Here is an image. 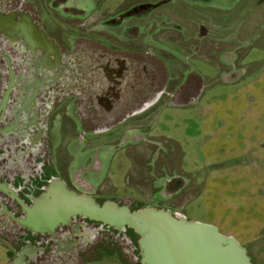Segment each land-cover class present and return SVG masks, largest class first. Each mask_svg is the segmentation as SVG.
Here are the masks:
<instances>
[{
	"label": "flooded vegetation",
	"instance_id": "af4514ba",
	"mask_svg": "<svg viewBox=\"0 0 264 264\" xmlns=\"http://www.w3.org/2000/svg\"><path fill=\"white\" fill-rule=\"evenodd\" d=\"M181 1L199 13L194 18L199 33H194L193 44L199 52L184 54L185 65L188 57L206 56L202 51L207 41L225 38L243 48L249 39L239 38L238 29L231 31L228 25V9L238 0ZM84 2L0 0V239L7 246L4 264H94L108 256L122 264H141L138 235L130 228L119 230L80 214L48 229L36 231L28 224L34 202L42 200L58 180L99 205L115 200L131 209L156 205L181 212L174 210L173 203L170 207L159 199L154 201V194L162 195L160 190L152 193L153 201L146 196L134 200L104 193L99 182L105 150L128 142L131 149V137L137 136L156 144L157 151L161 148L158 141L147 137V131L122 133L123 127L143 121L149 129L152 111L162 98L187 104L201 91V77L193 68L186 67L181 82L174 80L181 72L172 75L162 52L168 49L169 40L164 36L162 43L155 39L169 26L163 9L170 0H135L132 4L120 0L104 11L107 16L84 28L57 15L86 16ZM215 10L221 13V22ZM224 41L220 43L228 45ZM155 43L158 46L153 48ZM212 45L206 48L216 53ZM171 49L175 54L182 52ZM224 52H218L220 57ZM164 174L156 178L155 186L165 185L172 192L167 197L171 200L186 181L178 173L168 176L164 170Z\"/></svg>",
	"mask_w": 264,
	"mask_h": 264
},
{
	"label": "rangeland",
	"instance_id": "374dc122",
	"mask_svg": "<svg viewBox=\"0 0 264 264\" xmlns=\"http://www.w3.org/2000/svg\"><path fill=\"white\" fill-rule=\"evenodd\" d=\"M119 1L85 0L86 16L57 15L72 25L94 26L107 16L106 9ZM191 6L170 0L163 9L169 26L155 39L162 43L164 36L169 40L168 49L162 52L172 75L181 72L174 80L181 82L186 67L193 68L201 77V91L187 104L162 98L151 118L152 113L146 118V122L151 120L149 129L143 121V125L123 127L122 133L147 131V137L158 141L161 148L157 151L156 144L137 136L131 137V149L128 142L105 150L102 156L100 152L104 163L99 182L108 195L138 200L141 193L144 199L153 201L154 197L168 206L173 203L174 210L187 219L213 223L223 234L236 237L257 264H264V0H238L228 9L231 31L238 29L239 38H249L243 48L225 38L216 43L207 41L206 47L213 44L217 52L204 47L206 56L188 57L185 65L184 54L199 52L193 45L194 33H199L194 18L199 13ZM213 14L221 22V13ZM223 40L230 44H221ZM173 47L182 52L175 54ZM223 51L220 57L218 52ZM164 170L168 176L178 173L186 181L185 188L173 193L171 200H167L171 191L165 185L155 186ZM158 190L164 198L151 196ZM6 255L7 247L0 239V264L5 263ZM94 264L122 263L108 256Z\"/></svg>",
	"mask_w": 264,
	"mask_h": 264
},
{
	"label": "water",
	"instance_id": "95a60500",
	"mask_svg": "<svg viewBox=\"0 0 264 264\" xmlns=\"http://www.w3.org/2000/svg\"><path fill=\"white\" fill-rule=\"evenodd\" d=\"M29 214L28 224L36 231L76 214L119 230L131 228L138 235L141 264H255L245 245L213 223L189 220L181 212L156 205L131 209L115 200L99 205L94 198L65 188L63 180L48 187Z\"/></svg>",
	"mask_w": 264,
	"mask_h": 264
},
{
	"label": "crops",
	"instance_id": "0c3cea01",
	"mask_svg": "<svg viewBox=\"0 0 264 264\" xmlns=\"http://www.w3.org/2000/svg\"><path fill=\"white\" fill-rule=\"evenodd\" d=\"M133 167V166H132ZM132 169V168H131ZM131 171V170H130ZM130 173V172H129ZM139 198L141 199V200H145L144 198H143V196L141 195V193L139 194ZM140 200V201H141ZM149 204H151V203H149ZM7 247V246H6ZM6 257H7V255H6ZM7 259V258H6ZM6 262V261H5ZM4 264V263H3Z\"/></svg>",
	"mask_w": 264,
	"mask_h": 264
},
{
	"label": "trees",
	"instance_id": "16d2710c",
	"mask_svg": "<svg viewBox=\"0 0 264 264\" xmlns=\"http://www.w3.org/2000/svg\"><path fill=\"white\" fill-rule=\"evenodd\" d=\"M131 229V228H130ZM132 230V229H131Z\"/></svg>",
	"mask_w": 264,
	"mask_h": 264
}]
</instances>
